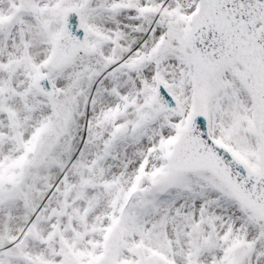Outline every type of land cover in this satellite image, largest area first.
Returning <instances> with one entry per match:
<instances>
[{
  "label": "snow or ice",
  "instance_id": "snow-or-ice-1",
  "mask_svg": "<svg viewBox=\"0 0 264 264\" xmlns=\"http://www.w3.org/2000/svg\"><path fill=\"white\" fill-rule=\"evenodd\" d=\"M0 264H264V0H0Z\"/></svg>",
  "mask_w": 264,
  "mask_h": 264
}]
</instances>
